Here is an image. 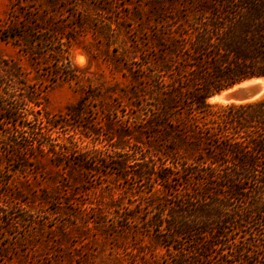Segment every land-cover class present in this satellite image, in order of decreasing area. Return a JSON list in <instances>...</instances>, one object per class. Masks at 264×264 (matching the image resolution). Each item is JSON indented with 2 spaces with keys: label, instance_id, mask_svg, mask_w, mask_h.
I'll return each instance as SVG.
<instances>
[{
  "label": "rangeland",
  "instance_id": "1",
  "mask_svg": "<svg viewBox=\"0 0 264 264\" xmlns=\"http://www.w3.org/2000/svg\"><path fill=\"white\" fill-rule=\"evenodd\" d=\"M183 2L0 0V94L28 92L29 137L34 118L47 117L62 124L43 142L71 152L55 159L29 148V166L0 191V264L161 261L140 222L149 196V183L133 179L141 146L125 135L143 141L134 119L144 118L142 62L159 53L148 40L164 27L153 9L169 8L170 22ZM215 98L208 103L230 104ZM77 104L82 114L68 119Z\"/></svg>",
  "mask_w": 264,
  "mask_h": 264
},
{
  "label": "trees",
  "instance_id": "2",
  "mask_svg": "<svg viewBox=\"0 0 264 264\" xmlns=\"http://www.w3.org/2000/svg\"><path fill=\"white\" fill-rule=\"evenodd\" d=\"M167 9H153L164 27L148 43L159 53L142 62L144 118L134 119L143 141L125 135L141 146L133 179L149 183L142 229L164 250L152 264H264V97L207 101L264 78V0H184L170 22ZM66 114L77 118L81 104ZM34 121L29 137L28 92L0 94L2 192L29 166V148L55 159L71 153L42 140L62 123Z\"/></svg>",
  "mask_w": 264,
  "mask_h": 264
},
{
  "label": "water",
  "instance_id": "3",
  "mask_svg": "<svg viewBox=\"0 0 264 264\" xmlns=\"http://www.w3.org/2000/svg\"><path fill=\"white\" fill-rule=\"evenodd\" d=\"M260 79L261 78L251 79L248 81L250 82L252 80H255V81L248 83L246 85H243L236 90L230 89L231 91L225 94L224 96H222L221 99L225 103H233V104L248 103V102H252V101L259 99L264 92V85L258 81ZM220 95L221 93L216 96H220Z\"/></svg>",
  "mask_w": 264,
  "mask_h": 264
},
{
  "label": "bare ground",
  "instance_id": "4",
  "mask_svg": "<svg viewBox=\"0 0 264 264\" xmlns=\"http://www.w3.org/2000/svg\"><path fill=\"white\" fill-rule=\"evenodd\" d=\"M253 81H255V80H252L251 82H253ZM259 82H261L263 85H264V80H258ZM250 81H246V82H243V83H241L240 85H239V87H241V86H243V85H246V84H248V83H251ZM235 88V87H234ZM226 93V92H225ZM225 93H221V95L220 96H217V98H215L217 101H219V102H222V103H225L222 99H221V97L222 96H224L225 95Z\"/></svg>",
  "mask_w": 264,
  "mask_h": 264
}]
</instances>
